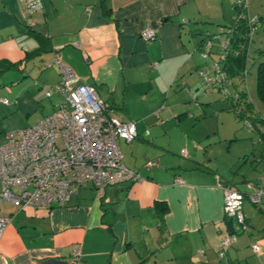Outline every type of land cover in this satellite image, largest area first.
I'll return each mask as SVG.
<instances>
[{"label": "crops", "instance_id": "obj_1", "mask_svg": "<svg viewBox=\"0 0 264 264\" xmlns=\"http://www.w3.org/2000/svg\"><path fill=\"white\" fill-rule=\"evenodd\" d=\"M227 1L42 0L41 8L28 12L24 0H0V59L19 71L30 64L29 72L47 88L60 80L52 63L57 55L81 82L92 84L121 118L136 122L137 137L120 139L119 147L123 163L142 177L107 185L101 194L85 184L52 207L0 201V216L9 218L0 264H264V197L260 212H243L252 229L238 230L233 222L236 241L219 256L228 231L223 187L234 180L226 170L239 161H261L249 154L254 144L232 148L229 141L238 138L203 123L218 92L201 82V39L192 36L203 33L204 23H232L235 8ZM253 3L248 12L261 17L259 30L264 18ZM147 27L156 34L148 41L140 34ZM26 82L29 87L31 77ZM4 140L0 136V144ZM148 160L154 165L146 166Z\"/></svg>", "mask_w": 264, "mask_h": 264}, {"label": "built area", "instance_id": "obj_2", "mask_svg": "<svg viewBox=\"0 0 264 264\" xmlns=\"http://www.w3.org/2000/svg\"><path fill=\"white\" fill-rule=\"evenodd\" d=\"M24 1L28 12L42 7V0ZM231 1L237 9L234 19L245 21L249 29L248 40L251 41L261 24L260 16L249 14L248 0ZM220 28L219 33H224L225 39L219 45H214L211 39L203 41L201 56L205 64L197 68V73L206 89L221 90L227 99H231L223 66L226 53L232 51L227 34L231 30ZM140 34L147 41L156 36L150 27ZM250 41L249 47L252 48ZM52 63L59 69L60 80L45 88V95L49 96L53 89L58 93L59 102L36 123L6 132L5 140L0 144V201H9L18 208L62 205L80 187L89 183L95 185L101 194L107 185L142 178L123 163L119 147L120 139L131 142L137 137L136 122L121 118L98 96L92 84L81 82L57 55L53 56ZM1 100L6 104L10 102L6 98ZM244 123L254 128L249 121ZM181 152L185 155L186 149ZM145 165L152 166L154 161L148 160ZM175 182L180 183L182 179L177 177ZM248 188L242 191L223 187L225 219L233 218L238 230L247 227L242 202L247 198L253 204L261 203L264 178L259 183L248 182ZM8 222V217L0 216V238ZM236 238V232L222 234L219 256H223V250ZM251 247L255 252L260 251L257 243H252ZM74 258H79L77 253Z\"/></svg>", "mask_w": 264, "mask_h": 264}, {"label": "rangeland", "instance_id": "obj_3", "mask_svg": "<svg viewBox=\"0 0 264 264\" xmlns=\"http://www.w3.org/2000/svg\"><path fill=\"white\" fill-rule=\"evenodd\" d=\"M227 2L230 3V0ZM257 2L258 5L256 6H259L260 1L257 0ZM250 4L252 6L255 3H253V0H248V11L250 10ZM261 5L262 7L259 6L257 8H261V15L262 18H264V1H262ZM249 14L254 13L249 12ZM223 20L225 21H212V23H204L201 25L203 28V34L197 32L192 36V38H195L197 41H199L201 38H205V40H207L214 35H218V37H213L210 39L214 45H219V43L225 39V34L219 33L221 29L220 27L222 24H229L226 22V20L229 19ZM256 47H264V28L259 29L254 33L252 49H255ZM213 48H217V46H214ZM45 54L47 55L44 57H48L49 53ZM196 56L199 57V60L201 59L199 52L196 54ZM259 61H264V55L256 58L255 61L250 65L245 84L249 98L253 102L255 112L257 115H259L258 118L261 115H264V101H261L256 92V71ZM29 67L30 64L25 69V71L7 68L0 72V136L4 135V139L6 132L12 129L23 128L39 121L43 116L51 112V103L53 102L57 104L60 100V98L56 95H53L52 98L45 96V86H41L40 80L38 79L37 74H35V71L33 73L29 72ZM27 75H30L28 77H31V84L29 87L26 84V80L28 79ZM26 89L29 91H26ZM19 93L20 95H18ZM1 98H6L11 103L5 104ZM211 98H215V101L212 103L213 106L209 105V109L207 110V121L203 122L205 127L211 131H213V129H218L221 135L225 134L226 136H231L235 139L238 138L237 140L231 141L228 139V141L232 143V148L235 145H242L243 143L248 142L250 145L254 144V149H250L249 151H253V153L249 154H251L250 156L256 155V157L259 159L262 144L259 141L258 128H250L244 123V120H236L234 113L226 108V100H222V97L219 93L212 95ZM219 103L223 107L217 109L220 106H217ZM217 112L221 113V117L216 120ZM258 124L260 125V122H258ZM252 163L253 162L251 161H239L236 163V165L226 170V173L234 176V180L231 182L233 188L247 191L249 190L248 182L256 183L262 179V177H264V162L257 161L254 164ZM244 170L246 172H244ZM244 176L249 178V180H247L245 183H243ZM242 203L244 214L247 215L253 211L260 212L258 211V207L260 205L253 204L247 198L244 199ZM259 218L264 220V213L261 212V214H259ZM252 225L254 224H248L247 230L249 228L252 229ZM226 249L227 248L223 250V255ZM217 262L218 264L220 263L219 260Z\"/></svg>", "mask_w": 264, "mask_h": 264}, {"label": "trees", "instance_id": "obj_4", "mask_svg": "<svg viewBox=\"0 0 264 264\" xmlns=\"http://www.w3.org/2000/svg\"><path fill=\"white\" fill-rule=\"evenodd\" d=\"M236 13H237V9H235V14H234L235 16H237ZM260 23H261V19H260ZM221 27L229 28L231 30L230 33L227 34L231 42L232 51L226 53L227 58L223 65L227 73L226 74L227 80H225V82L226 85H229L228 90L231 93L229 98L231 97V99H227L221 90L219 91L211 90V91L218 92L223 99L228 101L229 104L228 108L234 113L236 120L238 121L247 120L254 127L258 128L259 141L262 144V148L260 150L259 159L258 158L256 159L264 161V116L261 115L258 118L259 115L256 114L253 102L250 100L248 91L245 87L246 76L248 74L249 67L255 61L256 58L260 57L261 55H264V49L258 47L252 49L249 47V41H250L248 40L249 29H248V25L245 23L244 20L237 21L236 18L233 20L232 23L222 24ZM204 40L205 38H201V41L199 42V45L197 47L199 49L200 54H201L202 43ZM250 42H252L253 45L254 39H251ZM204 64L205 63L199 65L198 67H201ZM14 65L15 64L7 63V61L0 59V72H2L4 69L7 68L19 70L17 66ZM256 92L259 98L261 99V101H264V61H259L257 66ZM235 94H237L236 97ZM109 106L111 107L112 110L116 112V110L110 104ZM258 122H260V125L258 124ZM158 211H159V215L162 217L164 212L166 211V206L161 205L158 208ZM245 222H246V218H245Z\"/></svg>", "mask_w": 264, "mask_h": 264}, {"label": "water", "instance_id": "obj_5", "mask_svg": "<svg viewBox=\"0 0 264 264\" xmlns=\"http://www.w3.org/2000/svg\"><path fill=\"white\" fill-rule=\"evenodd\" d=\"M226 228L229 232H234L233 218H228L225 221Z\"/></svg>", "mask_w": 264, "mask_h": 264}]
</instances>
